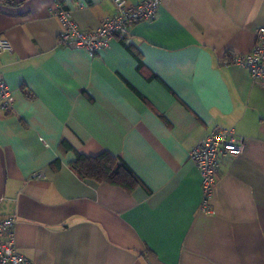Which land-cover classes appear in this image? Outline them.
Returning <instances> with one entry per match:
<instances>
[{"label": "crops", "instance_id": "obj_1", "mask_svg": "<svg viewBox=\"0 0 264 264\" xmlns=\"http://www.w3.org/2000/svg\"><path fill=\"white\" fill-rule=\"evenodd\" d=\"M56 8L86 30L115 12L111 0L0 2L14 94L0 106V220L16 217L19 252L35 264H264V88L228 62L254 49L264 0H161L95 56L60 43ZM220 128L246 149L221 156L204 214L189 151ZM76 152L120 156L142 184L81 179Z\"/></svg>", "mask_w": 264, "mask_h": 264}, {"label": "built area", "instance_id": "obj_2", "mask_svg": "<svg viewBox=\"0 0 264 264\" xmlns=\"http://www.w3.org/2000/svg\"><path fill=\"white\" fill-rule=\"evenodd\" d=\"M115 12L93 30L81 28L70 11L56 8L54 14L61 24L59 41L71 48H85L91 56L110 47L113 38L126 39L131 27L157 16L161 0H139L130 4L128 0H111ZM13 44L9 37L0 34V106L6 111L14 108V94L1 73V56L11 52ZM230 64L245 67L254 82L264 88V25L256 30V44L252 51L233 54ZM246 149V139L233 129L220 128L192 146L190 158L198 167L202 177L203 197L200 210L204 214L212 211V198L217 184L220 158L227 154H241ZM42 173L36 177H43ZM16 217L8 216L0 220V264H35L19 252L16 244Z\"/></svg>", "mask_w": 264, "mask_h": 264}, {"label": "trees", "instance_id": "obj_3", "mask_svg": "<svg viewBox=\"0 0 264 264\" xmlns=\"http://www.w3.org/2000/svg\"><path fill=\"white\" fill-rule=\"evenodd\" d=\"M0 2L15 4V0H1ZM61 148L64 152L73 150V147L66 141L61 143ZM70 167L81 179L110 183L128 191H133L142 184L141 179L129 164L111 152H102L98 155L76 152V159L70 163Z\"/></svg>", "mask_w": 264, "mask_h": 264}]
</instances>
